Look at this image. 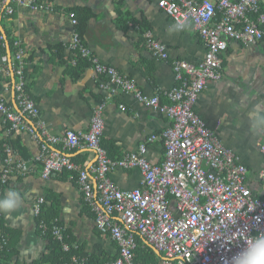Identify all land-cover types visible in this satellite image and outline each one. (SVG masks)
<instances>
[{
    "label": "built area",
    "instance_id": "2783aa9c",
    "mask_svg": "<svg viewBox=\"0 0 264 264\" xmlns=\"http://www.w3.org/2000/svg\"><path fill=\"white\" fill-rule=\"evenodd\" d=\"M158 6L174 26L184 22L181 31H196L206 48L199 64L171 60L168 46L151 32L145 33L153 56L171 61L176 86L165 93L169 103L162 104L160 94H145L135 79L95 57L76 29L75 12L68 13L74 28L68 49L73 65L80 60L89 62L97 76L109 79L115 88L166 115L171 123L161 135L153 134L137 151L112 159L102 143L104 102L96 105L87 132L67 130L58 136L48 130L39 105L27 90V62L20 41L15 42L18 51L13 59L2 54L7 47L3 18L13 16L18 9L48 10L39 0H0V114L11 132L28 133L39 141L35 160L42 164L44 179L66 171L77 174V185L95 216L97 230L118 247L117 259L106 264H136L137 235L161 253L155 264H230L231 258L246 247V238L264 232V165L258 174L260 192L256 193L249 186L248 168L217 137L195 106L210 82L223 79L222 56L230 42L249 45L264 39V0H158ZM11 75L17 77L14 89L18 112L3 94L4 79ZM159 139L165 146V160L153 164L147 156L148 147ZM81 148L95 154L89 168H82L68 153ZM260 150L264 155V140ZM5 151L7 157L0 170L3 187L16 173L23 174L27 169V161L11 146ZM116 169H138L142 174L140 186L122 190L110 176ZM2 193L0 189V196ZM43 204L45 198L40 197L34 205L36 217ZM41 228L46 232L47 224L42 222ZM53 234L64 250L70 251L63 228L55 225ZM228 237L233 238L225 242ZM65 264L89 263L87 258L73 255Z\"/></svg>",
    "mask_w": 264,
    "mask_h": 264
},
{
    "label": "crops",
    "instance_id": "0c3cea01",
    "mask_svg": "<svg viewBox=\"0 0 264 264\" xmlns=\"http://www.w3.org/2000/svg\"><path fill=\"white\" fill-rule=\"evenodd\" d=\"M39 4L49 9L37 12L18 9L6 24L25 51L27 90L39 105L41 120L48 130L58 136L67 130L87 132L96 105L104 102L102 140L112 146L117 159L137 151L151 135H161L170 125V119L115 88L109 79L97 76L91 65L77 80L68 74L72 55L68 45L74 31L69 10L93 12L82 37L95 57L135 79L145 94H160L165 102L168 100L165 93L176 86L171 61L153 56L143 31L148 30L168 46L171 60L193 64H199L206 54L199 34L191 29L175 30L172 20L158 6V0H39ZM120 18L125 20V25L117 23ZM60 45L65 48L64 61L57 57L56 47ZM222 58L223 79L210 82L200 94L195 111L248 168L249 186L257 193L260 192L258 174L264 165L260 150L264 133L251 131L248 113L253 104L264 101V39L249 45L232 41ZM16 81L13 75L5 78L3 94L18 112ZM5 126L0 114V143L8 138H20L29 155L25 159L26 171L16 173L4 190V195L10 189L21 195L18 207L2 215V234L7 235L8 251L14 255L8 264H37L47 253L48 241L39 232L34 214V205L40 197L56 201L60 211L58 220L74 237L77 250L82 247L85 254L98 256L99 262L114 261L119 256L118 247L97 230L95 216L77 185V174L66 171L44 179L42 164L35 160L39 141L28 133L11 132ZM165 152L159 139L149 145L147 156L153 164H160L165 160ZM68 153L82 168H89L96 160L87 148ZM2 166L0 153V170ZM110 176L122 190L139 187L142 179L138 169H116Z\"/></svg>",
    "mask_w": 264,
    "mask_h": 264
},
{
    "label": "trees",
    "instance_id": "16d2710c",
    "mask_svg": "<svg viewBox=\"0 0 264 264\" xmlns=\"http://www.w3.org/2000/svg\"><path fill=\"white\" fill-rule=\"evenodd\" d=\"M69 11L76 13L77 20H78V25L76 29L81 35H83L90 20L94 16L93 12H91L90 10H80V9H71ZM11 17L12 16L3 18L2 26L5 31L7 46H9L10 48V53L12 56L11 58L13 59L18 49L15 46L16 39L13 36V31L6 24V20ZM117 23L120 26L125 25V20L120 18L119 20H117ZM262 28L264 29V25L262 26ZM143 33L145 34L146 30L143 31ZM56 50L58 51L57 57L60 60L64 61L65 48H63L62 45H60L56 47ZM2 54L7 57L9 56L7 47L2 49ZM71 61H72V58L70 57L69 63H68L69 67H68L67 72L69 75L73 77V79L77 80L84 73L85 69L90 66V64L87 61L80 60L77 65H73ZM25 74H26V70H25ZM28 88L29 87L27 86V89ZM161 103L162 104L169 103V100L165 102L164 98H161ZM5 127L7 129L10 127V125L7 124ZM107 142H104L102 140L103 146L107 149L112 159L114 160L117 159V157L115 156L116 153L113 152L114 149L112 148L110 144L108 146ZM6 146H11L13 150L16 153H18L20 158L24 160L29 158V155L26 153V149L23 146L20 138H8L6 140H3L0 143V153H1L3 163L7 157V154L5 151ZM5 187H3L2 182L0 180V189H2L3 191L0 198H3L5 196L4 195ZM49 203L50 204L52 203V204L50 205ZM57 206L58 205H56V201L53 198L51 199L47 198L45 200V204L42 205L41 214L38 217H36L38 230L41 233V235L48 241L47 253L43 255L41 262L37 264H65L66 262L70 260V258L73 255L82 256V257L87 258L89 264H106V262H99L98 256H95V255L90 256V255L85 254L82 247H80L79 250L76 249V247L74 246V243H75L74 237L70 236L69 233L65 231L64 227L58 220L60 211ZM2 215L0 216V264H8L14 255L13 253H10L8 251L9 245L7 244V235L2 234L3 228H4V219ZM42 222H45V224H47L46 232L43 228H41ZM55 225H58L63 228L64 236H65L64 242L70 245L71 247L70 251H65L63 248V243L60 240H58L57 237L53 234V229ZM137 243L138 244H137V249L135 251V258H134L136 264H155L160 260V256L155 252L154 248L150 244H148L147 241L144 238H142L140 235H137Z\"/></svg>",
    "mask_w": 264,
    "mask_h": 264
},
{
    "label": "clouds",
    "instance_id": "9594fccd",
    "mask_svg": "<svg viewBox=\"0 0 264 264\" xmlns=\"http://www.w3.org/2000/svg\"><path fill=\"white\" fill-rule=\"evenodd\" d=\"M175 30L185 27L183 21L178 22ZM250 129L256 133H264V101L253 104L249 110ZM21 203V195L16 190H9L3 198H0V213H10ZM243 235V233H240ZM233 237H228V242ZM246 247L231 258L230 264H264V232L251 238H246Z\"/></svg>",
    "mask_w": 264,
    "mask_h": 264
},
{
    "label": "water",
    "instance_id": "95a60500",
    "mask_svg": "<svg viewBox=\"0 0 264 264\" xmlns=\"http://www.w3.org/2000/svg\"><path fill=\"white\" fill-rule=\"evenodd\" d=\"M3 33L5 34V31L3 30ZM7 49H8V55H9V60H11V53H10V48H9V46H7ZM155 250V249H154ZM155 252L160 256L161 255V253L159 252V251H157V250H155Z\"/></svg>",
    "mask_w": 264,
    "mask_h": 264
},
{
    "label": "rangeland",
    "instance_id": "374dc122",
    "mask_svg": "<svg viewBox=\"0 0 264 264\" xmlns=\"http://www.w3.org/2000/svg\"><path fill=\"white\" fill-rule=\"evenodd\" d=\"M8 68L10 69V66Z\"/></svg>",
    "mask_w": 264,
    "mask_h": 264
}]
</instances>
